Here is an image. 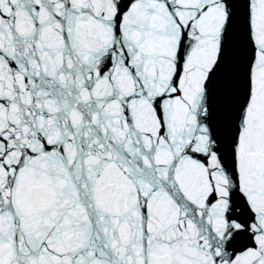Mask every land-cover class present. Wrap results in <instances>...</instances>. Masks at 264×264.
<instances>
[{
  "label": "snow or ice",
  "instance_id": "obj_1",
  "mask_svg": "<svg viewBox=\"0 0 264 264\" xmlns=\"http://www.w3.org/2000/svg\"><path fill=\"white\" fill-rule=\"evenodd\" d=\"M0 264H264V0H0Z\"/></svg>",
  "mask_w": 264,
  "mask_h": 264
}]
</instances>
